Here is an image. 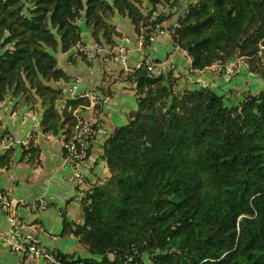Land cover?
<instances>
[{"label": "trees", "instance_id": "obj_1", "mask_svg": "<svg viewBox=\"0 0 264 264\" xmlns=\"http://www.w3.org/2000/svg\"><path fill=\"white\" fill-rule=\"evenodd\" d=\"M182 2L0 0V104L21 97L43 110L40 132L70 142L73 112L88 102L66 100L53 86L70 80L56 55L84 43L82 21L93 43L117 46L125 38L118 16L131 22L145 49L158 27L167 30L195 72L243 58L264 78V0H198L168 27ZM174 71L156 75L140 64L125 73L138 108L105 142L111 177L87 191L81 222L61 212L62 235L74 236L88 255L48 251L62 264H146V256L151 264H264V91L228 106L208 87L176 92ZM3 125L0 118L5 140L11 136L1 134ZM93 127L89 144L99 122ZM37 134L22 148V162L39 161ZM16 151L0 154V176Z\"/></svg>", "mask_w": 264, "mask_h": 264}, {"label": "crops", "instance_id": "obj_2", "mask_svg": "<svg viewBox=\"0 0 264 264\" xmlns=\"http://www.w3.org/2000/svg\"><path fill=\"white\" fill-rule=\"evenodd\" d=\"M127 21L129 20L119 17L116 18L114 24L120 26L121 23ZM169 24L173 25V22L170 21ZM126 30H120L125 38L118 44L128 50L138 47V36L131 35L134 29L133 31L131 28ZM87 34L88 37L84 32V42L92 43L89 29ZM170 38L171 36H165L154 43L150 42L151 45L147 49L143 47L149 60L163 63L166 60L175 61L178 55H181L179 50L176 52L177 47L172 39L170 43ZM126 39L130 42L126 43ZM161 46L164 47L163 50L160 49ZM135 54L136 52L128 54L132 68L139 66L138 57ZM83 57L82 54L77 55L71 51L67 54L65 64L81 77L82 92H94L98 100L103 103L99 116L94 114L96 112L84 113V116L93 124L99 122V131L90 143L91 153L88 159L77 167L66 165L62 137L40 132L34 138L35 144L41 150L39 161L34 164L22 162L23 146L16 144L14 162L9 169L3 170L0 176V233L7 231L10 205L19 202L18 217L21 224L19 229L21 238H29L32 244L43 251L59 250L65 254H73L76 258L88 255L74 236L62 235L61 212L66 211L70 221L81 222L80 202L87 191L93 187H102L111 177L107 162L103 157V145L117 128L127 124L128 115L138 108L133 85L124 80L126 74L122 73L123 70L119 63L114 62L112 57L98 56L91 62ZM74 84L75 81L72 79L67 83L58 84L63 88L66 99L71 100L70 93ZM28 110L31 109L25 105L21 97L14 99L10 96L3 104H0V118L4 123L1 134L7 130L11 140L15 142L25 140L34 125L33 121L24 118L23 114ZM42 114L41 109L40 115ZM4 141L0 138V154H3ZM77 172L82 175V179L76 178ZM62 249L67 250L68 253ZM0 264L48 263L42 257L12 252L3 241H0Z\"/></svg>", "mask_w": 264, "mask_h": 264}, {"label": "built area", "instance_id": "obj_3", "mask_svg": "<svg viewBox=\"0 0 264 264\" xmlns=\"http://www.w3.org/2000/svg\"><path fill=\"white\" fill-rule=\"evenodd\" d=\"M198 0H188L186 6L183 5L182 11L178 13L177 19L173 23L174 27L178 26L179 18L184 14V12H189V7L195 4ZM170 36V33L162 27H158L150 36V42L154 43L158 39ZM138 42L140 43L138 47L129 49L124 48L120 45H117L113 48L104 47L98 43H87V44H78L71 51H76V54H82L86 56L89 61H94L98 56L112 57L114 62L120 64L121 69L124 73H130L132 71V67L129 63L128 54L131 52H136L139 55V65L145 64L149 67L151 71H154L158 67H163L169 60L164 61L163 63H157L149 60L146 56V53L143 49V37H137ZM126 43H129L130 40L126 39ZM181 51L180 47H177L176 52ZM184 54L189 58L191 67H192V58L185 50H182ZM67 58V53L59 56L57 60V67L63 71L68 77L75 81L74 86L71 89L70 98L73 102H78L79 100H87L88 105H81L78 109L73 112V116L76 120L74 135L70 142H62V148L65 151V164L70 165L71 167H77L78 165L84 163L88 158V149L89 142L88 139L95 133L94 124L91 120L87 119L84 116V113L94 112L96 108V104L98 102L97 95L92 91L82 92L80 86L82 84L81 77L72 72L69 67L65 64ZM24 118L27 120L33 121L34 125L28 135V137L21 141L15 142L10 138L5 139L3 144V153L7 152L11 148H14L16 144L21 145L23 147L29 144V140L33 133H40V121L42 116L34 111L28 110L24 112ZM78 179H82V175L77 172ZM19 202L10 205V218L8 221V227L6 233H0V241H3L12 252L21 254V255H31L35 257H42L47 260L50 264H62L53 254L48 251H43L39 249L37 246L32 244L29 238H21L19 229L21 227L19 217H18V206Z\"/></svg>", "mask_w": 264, "mask_h": 264}, {"label": "rangeland", "instance_id": "obj_4", "mask_svg": "<svg viewBox=\"0 0 264 264\" xmlns=\"http://www.w3.org/2000/svg\"><path fill=\"white\" fill-rule=\"evenodd\" d=\"M187 2L188 0H183L182 8H183V5L186 6ZM145 6L149 7L150 6L149 2H146ZM182 8H181V11H182ZM181 11H179L178 13H180ZM159 12H169L168 7H160ZM117 18H119V16ZM176 19H177V16L174 17L172 22L174 23ZM118 24H120V22H118ZM80 26L83 29V34L85 32V36L88 37L89 35L88 34L86 35L88 29L85 27V23L83 21L80 22ZM130 26H132L131 23L127 21V22L121 23L120 26H117V27L121 31L124 29L128 30L129 28H131V30L133 31V27H130ZM167 26L171 28L172 25L168 23ZM131 35L133 36L135 35V33ZM169 41L170 43L172 42L171 38ZM83 44H87V43L84 42ZM163 48H164L163 46L160 47L161 50H163ZM156 51H158L157 48H156ZM70 52L71 50L67 52V54H69ZM74 52L76 53V51ZM62 54H65V53H60L56 55L57 60L59 56H61ZM180 54L181 55H178V58H176L175 61L171 60L168 63H166L167 65L163 67H158L155 69L156 75H159L161 72L168 73L171 69L175 70L174 72H176L175 76L177 78L176 79L177 86L175 88L176 92L182 93L185 89L198 90L201 88L208 87V88L213 89L217 94L224 96L225 97L224 101L226 105L240 106L242 102L245 100L247 95L249 94L255 95L261 91H264V78H260L252 74L250 72L248 65L244 62L243 58H236L235 61L230 62L227 65H215L211 68L206 69L205 71L195 72L193 68L191 67L189 58L184 54L182 50L180 51ZM135 55L138 57V61H139L138 53H136ZM260 55H261V52H259V56ZM53 86L60 87L58 84H53ZM66 100H69V99H66ZM59 104H60L59 109L62 110L65 108L66 101H63V102L61 101ZM62 251L68 253L67 250L62 249ZM147 257L148 256L145 257L146 264H151V262L149 261ZM47 263L50 264L48 261Z\"/></svg>", "mask_w": 264, "mask_h": 264}]
</instances>
